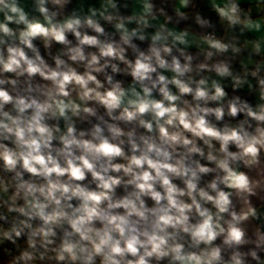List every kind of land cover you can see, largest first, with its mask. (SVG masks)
Segmentation results:
<instances>
[{
  "label": "clouds",
  "instance_id": "9594fccd",
  "mask_svg": "<svg viewBox=\"0 0 264 264\" xmlns=\"http://www.w3.org/2000/svg\"><path fill=\"white\" fill-rule=\"evenodd\" d=\"M0 264H264V0H0Z\"/></svg>",
  "mask_w": 264,
  "mask_h": 264
}]
</instances>
